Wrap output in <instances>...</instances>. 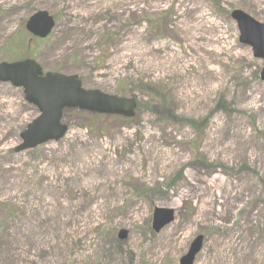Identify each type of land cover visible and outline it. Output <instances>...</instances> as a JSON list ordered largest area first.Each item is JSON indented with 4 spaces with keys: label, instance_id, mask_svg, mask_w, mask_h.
<instances>
[{
    "label": "rangeland",
    "instance_id": "374dc122",
    "mask_svg": "<svg viewBox=\"0 0 264 264\" xmlns=\"http://www.w3.org/2000/svg\"><path fill=\"white\" fill-rule=\"evenodd\" d=\"M235 10L264 24V0H0V63L141 103L128 121L66 112L63 140L16 152L39 114L0 83V264H180L200 236L194 264H264L263 62ZM38 11L57 22L45 43L25 31ZM148 87L200 137L146 110ZM156 208L175 212L159 233Z\"/></svg>",
    "mask_w": 264,
    "mask_h": 264
},
{
    "label": "water",
    "instance_id": "95a60500",
    "mask_svg": "<svg viewBox=\"0 0 264 264\" xmlns=\"http://www.w3.org/2000/svg\"><path fill=\"white\" fill-rule=\"evenodd\" d=\"M231 18L237 23L241 44L253 49L256 59L264 62V24H261L243 11L235 10ZM55 26L54 19L46 11L34 14L26 23V30L34 37L45 39ZM264 81V68L261 73ZM0 82L22 88L25 100L35 106L40 116L28 125L21 135L23 144L16 152L32 150L48 142L63 139L68 127L62 123L64 110H79L106 116L134 118L137 103L134 98L108 95L98 90H85L77 76L47 73L32 60L0 64ZM174 221V211L160 208L154 211L153 230L159 233ZM128 232L121 230L118 238L125 240ZM203 237H198L190 246L189 252L180 264H194L201 251Z\"/></svg>",
    "mask_w": 264,
    "mask_h": 264
},
{
    "label": "trees",
    "instance_id": "16d2710c",
    "mask_svg": "<svg viewBox=\"0 0 264 264\" xmlns=\"http://www.w3.org/2000/svg\"><path fill=\"white\" fill-rule=\"evenodd\" d=\"M19 38V44L16 46L25 47V39ZM18 38L16 40H18ZM15 42V39H14ZM43 43V42H42ZM11 47H15V44ZM15 47V48H16ZM145 95L149 98L150 102L145 106L146 110H150V113L161 120L162 122L168 123V124H178V121H182L187 123L190 128L196 133L197 136L200 137L201 131L198 129L199 125L196 121L193 120H187V119H179L174 111L171 109L170 100L167 99L166 96L161 94L160 92H157L154 88L148 87L147 91L145 92ZM139 109H141V105L139 104ZM116 120H122L120 118H115ZM198 150V148L196 149ZM197 153V151H196ZM197 157H201L200 154H197Z\"/></svg>",
    "mask_w": 264,
    "mask_h": 264
}]
</instances>
